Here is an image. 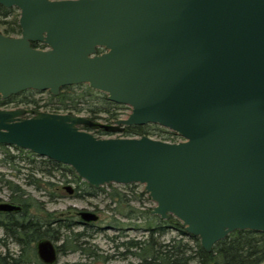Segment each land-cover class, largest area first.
<instances>
[{
  "label": "water",
  "instance_id": "1",
  "mask_svg": "<svg viewBox=\"0 0 264 264\" xmlns=\"http://www.w3.org/2000/svg\"><path fill=\"white\" fill-rule=\"evenodd\" d=\"M0 97L87 84L129 115L111 125L0 108V144L69 166L89 186L143 184L151 214L177 218L210 252L234 230L264 233V0H0ZM41 43L44 49L33 47ZM101 49V52H98ZM155 124L181 140L98 137ZM68 194L71 185H65ZM8 203L0 211L18 209ZM81 222L98 215L80 210ZM38 256L55 259L52 242Z\"/></svg>",
  "mask_w": 264,
  "mask_h": 264
},
{
  "label": "rangeland",
  "instance_id": "2",
  "mask_svg": "<svg viewBox=\"0 0 264 264\" xmlns=\"http://www.w3.org/2000/svg\"><path fill=\"white\" fill-rule=\"evenodd\" d=\"M1 30L2 29L0 27V33H2ZM16 36L19 35L10 37ZM39 44L41 46L43 45L41 43ZM44 48L45 46L41 49ZM28 90L30 91L27 93V98L33 100L35 105L27 104L15 106V103H10L8 106H1L0 108H21L25 110V115L27 116H31L33 111L65 113L61 110L54 112L55 110L53 108L56 105L53 104L54 101L52 102L49 96L52 94L47 90ZM73 91L75 94H80L79 92H81L75 89ZM20 98L21 97H17L16 99L19 100ZM80 98L82 97L80 96ZM88 101L92 102L96 100L88 99ZM94 105L97 106L95 103ZM116 105L117 108L115 109V112H117L116 114L118 115L117 119H124L131 112V108L127 105ZM98 107L100 108L101 105H98ZM75 115H81L100 124L111 125L114 123V120L107 119L105 114H102V117L97 119H91L89 115L84 112ZM149 125V134L152 138L160 139L157 138L160 134L162 136L159 137L168 138V140L164 141L178 142L181 140L178 135L177 138L173 139V136L164 133L163 130L170 131L166 128L155 124ZM126 127H123L120 132L111 133L104 131L100 127L87 128V126H81L82 129L88 130L94 135L102 138L138 137L129 136L125 131ZM8 154L10 156H14V158L10 160L4 159ZM33 154L34 153L28 150L20 148L16 149L14 146L0 145V195H2V197L6 196L10 192V188H19L27 195L29 200L37 205L42 218L43 216L47 218L49 217L48 215H50V218H66L68 220L72 219L79 221L80 218L77 213L80 210L91 211L98 215L97 221L90 222L88 225L80 223L73 225V233H85V235L81 238V240L86 242L83 245L85 251L81 252L80 250H75L70 252L65 255V258L61 259L62 261L67 260L70 263L76 262L82 264H137L140 260L139 255L131 254L124 258L119 255V253L126 250L125 247L121 245L122 242L124 243L129 239L144 240L149 233V229H152L153 227H160L163 229V233L157 234L156 236L163 242L178 235L179 232L176 229V224L180 227V221L177 218L170 216L168 219H161L158 215L150 213L152 207L155 206V202H153L147 193L143 191V184L131 183L121 185L111 183L103 185L99 188H94L95 191H89L79 183V189L76 190L78 183L70 180V174L64 175L63 173L66 172L64 169L53 170L52 175L50 176L40 172L39 167L42 165L40 164V160L44 157ZM32 159L34 162L31 161ZM33 166H36L37 169H31ZM29 180H33L34 183H27ZM132 184L134 185L133 187L125 188V186ZM65 185L72 186V195H69L63 188ZM113 192H118V197L113 199L111 197ZM171 218L173 219L171 220ZM59 230L64 234V236L70 234V231L68 230ZM88 251L95 252L97 257L94 258L87 256ZM132 251L143 254V250L138 251L133 249ZM0 252H2L1 246Z\"/></svg>",
  "mask_w": 264,
  "mask_h": 264
},
{
  "label": "trees",
  "instance_id": "3",
  "mask_svg": "<svg viewBox=\"0 0 264 264\" xmlns=\"http://www.w3.org/2000/svg\"><path fill=\"white\" fill-rule=\"evenodd\" d=\"M18 17L19 12L15 7L8 8L0 5V27L2 29V34L6 36L20 35ZM31 45L36 48L44 47L37 42H33ZM101 51V49H98V52ZM74 89L81 91L79 92L80 94H75L73 91ZM29 91L30 90L22 91L16 95L9 96L6 99H2L0 97V107L8 106L10 103H15V106L27 104L35 105L33 100L27 98V93ZM49 96L52 102L54 101L53 104L56 105L53 108L55 110L54 112H57L58 110L67 114H78L84 112L88 114L91 119L100 118L102 117V114H105L109 120H115L118 118V115L116 114L117 112H115L117 105L109 101L106 94L91 89L87 84L64 86L57 95ZM80 96L82 98H80ZM17 97L21 98L17 100ZM88 99H94L96 101L89 102ZM94 103L97 106H95ZM98 105H101V107L99 108ZM149 126V124L131 125L126 127L125 131L129 136H151L149 134ZM89 127L87 126V128ZM163 132L167 135L173 136V139L178 137L173 131L163 130ZM159 136L162 135L159 134L157 138L168 140L166 137L161 138ZM0 145L4 146L3 144ZM12 158H14V156H10L8 154L4 159L10 160ZM31 161L34 162L33 159ZM40 164L42 165L39 167V171L43 174L50 176L52 175L53 170L64 169L66 172L63 174H70V180L78 183L76 190L79 189V185L82 184L81 186H84L85 189L95 191L93 187L89 186L85 181H82L69 166L55 162L48 158H41ZM34 168L37 169L36 166H33L31 169ZM27 183H34V181L29 180ZM133 186V184L127 185L125 188ZM118 195V192H113L111 197L114 199L118 197ZM172 219L173 218H171V220ZM62 225L66 231H70V234L65 235V241L70 242L74 249L79 248L77 242H85L84 240H81L85 233H73L72 227L74 224L72 226L67 224ZM176 229L179 232L178 235L165 242L160 241L156 237L157 234L163 233V229L160 227H153L152 229H149V233L144 240L129 239L124 243L122 242L121 245L124 246L127 251H131V254L139 255L140 260L137 264H264L263 232L248 229L234 230L224 239L216 242L210 252H206L201 248L198 238L188 235L183 228L178 226V224H176ZM133 249L138 251L143 250V254L133 252ZM87 256L96 258L97 254L95 252L88 251Z\"/></svg>",
  "mask_w": 264,
  "mask_h": 264
},
{
  "label": "flooded vegetation",
  "instance_id": "4",
  "mask_svg": "<svg viewBox=\"0 0 264 264\" xmlns=\"http://www.w3.org/2000/svg\"><path fill=\"white\" fill-rule=\"evenodd\" d=\"M4 203L19 208L0 211V246L2 248L0 264H82L61 260L75 250L84 252L85 242H77L79 248L74 249L70 242L65 241V236L59 229H64L62 224L72 226L77 223L83 225L89 223L66 218H50V215L42 218L37 205L16 187L10 188L6 196L0 195V204ZM41 239L50 240L54 246L55 259L51 263L45 262L38 256L36 243ZM119 255L124 258L131 255V251L125 250Z\"/></svg>",
  "mask_w": 264,
  "mask_h": 264
}]
</instances>
